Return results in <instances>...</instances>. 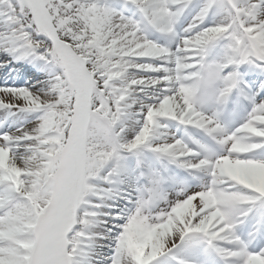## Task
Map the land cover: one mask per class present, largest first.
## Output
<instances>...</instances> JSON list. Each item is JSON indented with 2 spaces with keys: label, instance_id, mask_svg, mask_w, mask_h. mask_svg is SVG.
Masks as SVG:
<instances>
[{
  "label": "snow or ice",
  "instance_id": "obj_1",
  "mask_svg": "<svg viewBox=\"0 0 264 264\" xmlns=\"http://www.w3.org/2000/svg\"><path fill=\"white\" fill-rule=\"evenodd\" d=\"M0 264H264V0H0Z\"/></svg>",
  "mask_w": 264,
  "mask_h": 264
}]
</instances>
